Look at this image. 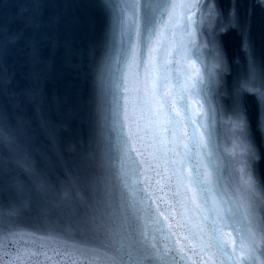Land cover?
<instances>
[{
    "label": "water",
    "instance_id": "obj_1",
    "mask_svg": "<svg viewBox=\"0 0 264 264\" xmlns=\"http://www.w3.org/2000/svg\"><path fill=\"white\" fill-rule=\"evenodd\" d=\"M144 2L40 0L37 8L33 0H0L7 29L0 32V264H108L102 239L76 227L70 208L57 207L70 174L96 175L105 160L127 203L143 199L150 209L141 222L147 254L123 264H264V133L256 128L264 112V0H151L169 5L161 29L171 43L169 80L187 90L176 136L187 134L177 142L202 162L217 200L241 208V227L254 230L255 245L238 250L235 261L209 258L196 239L168 232L169 213L179 219L184 211L169 179L170 153L145 139L154 157L150 198L144 176L124 175L131 161L120 147L116 112L125 93L118 85L135 6ZM30 16L38 31L25 27ZM17 32L22 37L9 42ZM194 138L208 147L197 154ZM42 208L49 213L41 215ZM243 236L232 232L227 239L239 249Z\"/></svg>",
    "mask_w": 264,
    "mask_h": 264
},
{
    "label": "snow or ice",
    "instance_id": "obj_2",
    "mask_svg": "<svg viewBox=\"0 0 264 264\" xmlns=\"http://www.w3.org/2000/svg\"><path fill=\"white\" fill-rule=\"evenodd\" d=\"M33 3L38 8L40 0H33ZM135 7L138 9L133 13L135 27L124 53L126 73L123 84L118 85L123 88L125 95L122 97L123 104L117 105L116 112L122 118L121 151L131 161L124 175L144 176L145 179L141 181L145 183L143 191L150 198L148 189L151 185L146 181L147 173L154 171V157L146 152L145 139L150 138L164 154L170 153L172 168L169 179L175 181L174 193L180 196L177 203L184 211L178 213L179 219L169 213L167 219L172 223L167 226L168 232L173 236L183 233L186 240L196 239L200 249L209 258L220 257L223 261L224 257H231L235 261L238 259V250H243L245 245H255L253 227H241L245 212L231 206L228 201L217 200L209 173L201 171L202 162L193 158L192 148L177 142L187 134L184 132L180 137L176 136L177 129L186 119L188 103L185 96L187 90H181L169 80L171 43L161 32L167 23L163 17L169 5L145 0ZM23 23L26 28L37 31L40 27L36 16L24 18ZM5 31L7 29L0 25V32ZM22 35L23 32L12 34L9 42H15ZM4 54L0 48V61ZM33 55H38L34 46ZM256 128L264 133V112L258 116ZM170 135L174 138L171 141L174 147L166 148ZM193 144L197 154L200 148L208 147L202 138H194ZM89 157L90 154L85 150L83 158ZM98 166L101 171L93 176L85 174L82 178H75L70 174L66 182L68 186L64 188L57 207L70 208L72 223L76 227L102 239L103 246L111 252L107 256L108 264H123L125 257L131 260L147 254L149 242L141 222L150 209L143 207V199L135 204L127 203L117 191L106 160ZM49 211L48 208L40 210L41 215H47ZM157 211L163 214V210ZM240 231L244 232V236L237 249L235 242L227 238L232 232Z\"/></svg>",
    "mask_w": 264,
    "mask_h": 264
}]
</instances>
